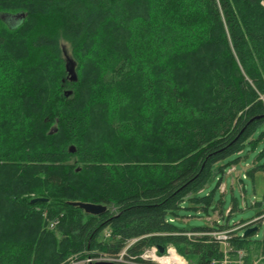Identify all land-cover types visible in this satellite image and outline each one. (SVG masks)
Returning <instances> with one entry per match:
<instances>
[{
  "label": "trees",
  "instance_id": "16d2710c",
  "mask_svg": "<svg viewBox=\"0 0 264 264\" xmlns=\"http://www.w3.org/2000/svg\"><path fill=\"white\" fill-rule=\"evenodd\" d=\"M262 125L264 0H0V264H146L154 246L208 264L230 227L172 216L211 205L214 168ZM262 242L233 240L247 264Z\"/></svg>",
  "mask_w": 264,
  "mask_h": 264
},
{
  "label": "rangeland",
  "instance_id": "374dc122",
  "mask_svg": "<svg viewBox=\"0 0 264 264\" xmlns=\"http://www.w3.org/2000/svg\"><path fill=\"white\" fill-rule=\"evenodd\" d=\"M68 49L71 51L69 47ZM75 70L77 72L76 67ZM262 135H264V125L257 129L252 141L246 143L240 155H234L214 168V178L209 187L200 194L201 197L211 195L212 203L210 206L206 208L202 203L195 204L189 200L181 204L176 216H172L174 225L178 229L192 231L207 226L217 228L218 225L241 228L264 212V139H261ZM223 166L227 167L221 173L219 169ZM233 170L234 172H232ZM231 210L233 212L230 214ZM57 226L58 221L48 222L50 230H55ZM244 231L241 229L239 234L242 236ZM184 234L187 237H192V234L194 237L202 236L195 232ZM248 240L263 241L264 225H261L259 231L250 236ZM257 246H260V253L257 258L254 256L251 259V261L253 260L252 264H264L263 242L256 244L252 249L257 248ZM168 249L175 250V254L181 257L183 264L196 263L195 257L181 255L174 246H169ZM166 251L168 250L166 249ZM164 255L165 257L170 256L167 252ZM142 256L150 260L148 263L152 262L151 259L163 258L156 246L147 249ZM109 258L107 255H100L93 259L100 261ZM89 259L78 260L75 258L70 260L69 264H86Z\"/></svg>",
  "mask_w": 264,
  "mask_h": 264
},
{
  "label": "built area",
  "instance_id": "2783aa9c",
  "mask_svg": "<svg viewBox=\"0 0 264 264\" xmlns=\"http://www.w3.org/2000/svg\"><path fill=\"white\" fill-rule=\"evenodd\" d=\"M234 170L232 172H234ZM250 224H252V226L264 225V213L260 215L259 217L253 219L251 222L246 223L241 228L238 226L235 228L230 227L228 229L211 231L207 233L206 236H208V238H210L215 243H218L220 247L219 256L212 258L208 264H247L246 251L244 249L236 248L233 244V240L234 238L241 236L239 234L240 230L241 229L244 230V228L250 226ZM200 234L203 235L204 233H200ZM193 236L194 235L192 234V237ZM167 250H168L166 251L167 254H170L169 257H165V255H163L162 259H157V260L151 259L152 262L148 263L150 260L144 258V256L146 255L145 254L144 256H142V259L146 261V264H178V263L182 264L183 263L181 262V257L180 256L178 257L175 254V250L173 249H167ZM154 251H157V250H154ZM173 254L175 256H173ZM176 258L179 260L178 263L177 261L174 260ZM98 261L99 260L89 259L86 262V264H89V263L91 264V263L98 262ZM100 261H111V262H116L120 264H134L133 262L124 261L122 256L120 258H109L108 260H100Z\"/></svg>",
  "mask_w": 264,
  "mask_h": 264
},
{
  "label": "water",
  "instance_id": "95a60500",
  "mask_svg": "<svg viewBox=\"0 0 264 264\" xmlns=\"http://www.w3.org/2000/svg\"><path fill=\"white\" fill-rule=\"evenodd\" d=\"M67 72H68V80H70L71 82H76L78 80V75L75 70V66L72 65L70 62H68L67 64ZM71 94H72L71 91L66 92V96H70ZM75 151H76L75 147L70 148L71 153H75ZM43 201L44 200L42 199H36V200H33L32 203L35 204V203L43 202ZM72 205L74 207H78L82 209L86 214L92 215V216L103 215L108 211V208L102 205H95V204H90V203H80V202L72 203ZM259 228H260L259 226H252V224H250V226L244 228L245 231L242 236L244 238H249L250 236L257 233L259 231ZM158 248H159L161 255H164L166 253V249L164 247H158ZM91 264H120V263L111 262V261H98V262L91 263Z\"/></svg>",
  "mask_w": 264,
  "mask_h": 264
},
{
  "label": "bare ground",
  "instance_id": "6f19581e",
  "mask_svg": "<svg viewBox=\"0 0 264 264\" xmlns=\"http://www.w3.org/2000/svg\"><path fill=\"white\" fill-rule=\"evenodd\" d=\"M173 256H175V255L173 254ZM174 260H175V261H177V263H178V261H179L177 258H176V259H174ZM178 264H179V263H178ZM182 264H183V263H182Z\"/></svg>",
  "mask_w": 264,
  "mask_h": 264
}]
</instances>
